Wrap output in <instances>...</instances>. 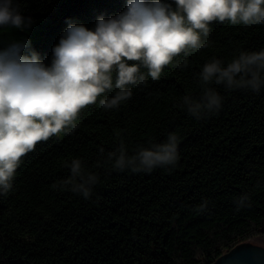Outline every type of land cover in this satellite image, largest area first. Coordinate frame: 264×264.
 I'll return each mask as SVG.
<instances>
[{"label":"trees","instance_id":"1","mask_svg":"<svg viewBox=\"0 0 264 264\" xmlns=\"http://www.w3.org/2000/svg\"><path fill=\"white\" fill-rule=\"evenodd\" d=\"M16 2L32 25L0 28V48L26 40L25 54L35 51L45 65L68 23L94 29L99 16L126 7L125 0ZM210 27L212 43L188 56L187 68L175 67L183 54L175 57L158 81L133 87L117 110L102 109L98 97L71 135L41 142L23 157L12 190L0 197V264H211L240 242L264 239V88L214 86L222 108L199 121L180 106L185 95L199 99L198 74L209 59L227 64L238 50L264 48V25ZM171 132L180 137V159L170 172H116L104 162L121 138L132 154ZM73 158L100 175L90 199L53 188L70 177ZM243 193L251 206L237 211L234 200ZM204 199L206 210L194 211Z\"/></svg>","mask_w":264,"mask_h":264},{"label":"clouds","instance_id":"2","mask_svg":"<svg viewBox=\"0 0 264 264\" xmlns=\"http://www.w3.org/2000/svg\"><path fill=\"white\" fill-rule=\"evenodd\" d=\"M125 4L115 16H99L94 29L68 23L52 48L50 65L35 51L25 54L26 40L0 48V197L12 190L23 157L41 142L71 135L81 111L96 104L98 97H103L99 99L102 109L117 110L132 98L133 87L146 86L149 78L158 81L175 57L183 54L185 59L175 67L187 68V57L212 43L213 22L264 25V0H125ZM31 25V17L21 15L16 0H0V28L26 31ZM198 83L199 99L185 95L180 106L199 121L222 108L223 97L214 86L253 93L264 88V48L238 50L227 64L209 59L198 74ZM179 143L180 137L171 132L163 142L138 144L129 154L121 138L104 162L116 172L151 173L157 168L170 172L180 159ZM100 155L104 157L103 148ZM66 166L70 177L53 188L90 199L99 173L78 158ZM207 203L204 199L194 211H205ZM234 203L239 211L251 206V198L243 193Z\"/></svg>","mask_w":264,"mask_h":264},{"label":"water","instance_id":"3","mask_svg":"<svg viewBox=\"0 0 264 264\" xmlns=\"http://www.w3.org/2000/svg\"><path fill=\"white\" fill-rule=\"evenodd\" d=\"M211 264H264V245L252 240L240 242L220 254Z\"/></svg>","mask_w":264,"mask_h":264},{"label":"rangeland","instance_id":"4","mask_svg":"<svg viewBox=\"0 0 264 264\" xmlns=\"http://www.w3.org/2000/svg\"><path fill=\"white\" fill-rule=\"evenodd\" d=\"M249 240H252V241H254V242H256V243H257V241H258L259 243H261V244L264 245V239L261 238V237H252V238L249 239Z\"/></svg>","mask_w":264,"mask_h":264},{"label":"bare ground","instance_id":"5","mask_svg":"<svg viewBox=\"0 0 264 264\" xmlns=\"http://www.w3.org/2000/svg\"><path fill=\"white\" fill-rule=\"evenodd\" d=\"M257 243H259L258 241H257ZM261 244V243H260Z\"/></svg>","mask_w":264,"mask_h":264}]
</instances>
